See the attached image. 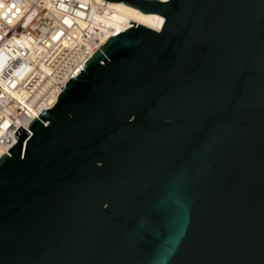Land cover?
Wrapping results in <instances>:
<instances>
[{
	"label": "water",
	"instance_id": "water-1",
	"mask_svg": "<svg viewBox=\"0 0 264 264\" xmlns=\"http://www.w3.org/2000/svg\"><path fill=\"white\" fill-rule=\"evenodd\" d=\"M130 21L0 155V264H264V0H110Z\"/></svg>",
	"mask_w": 264,
	"mask_h": 264
},
{
	"label": "built area",
	"instance_id": "built-area-1",
	"mask_svg": "<svg viewBox=\"0 0 264 264\" xmlns=\"http://www.w3.org/2000/svg\"><path fill=\"white\" fill-rule=\"evenodd\" d=\"M107 4L0 0V155L20 125L31 133L29 122L53 105L61 85L104 43L109 26L94 12L104 15Z\"/></svg>",
	"mask_w": 264,
	"mask_h": 264
},
{
	"label": "bare ground",
	"instance_id": "bare-ground-1",
	"mask_svg": "<svg viewBox=\"0 0 264 264\" xmlns=\"http://www.w3.org/2000/svg\"><path fill=\"white\" fill-rule=\"evenodd\" d=\"M95 2H108V6H102V9L105 10V14L103 15L101 12H94V17L99 20H103L109 28L106 30L103 39H107L112 33L119 28L125 29L131 25L130 21H135L139 23H143L147 26H150L155 29H160L164 22V16L158 13L153 12H142L137 7L127 4L125 1H110V0H92ZM80 15L84 13L79 11ZM137 18V19H135ZM68 20V17L66 18ZM138 19L146 20L148 23H144L139 21ZM82 21V20H80ZM81 64L78 66V70L75 73L80 72Z\"/></svg>",
	"mask_w": 264,
	"mask_h": 264
},
{
	"label": "rangeland",
	"instance_id": "rangeland-1",
	"mask_svg": "<svg viewBox=\"0 0 264 264\" xmlns=\"http://www.w3.org/2000/svg\"><path fill=\"white\" fill-rule=\"evenodd\" d=\"M135 19H137V18H135ZM138 20L141 22H144V23H148L146 20H143V19H138Z\"/></svg>",
	"mask_w": 264,
	"mask_h": 264
}]
</instances>
